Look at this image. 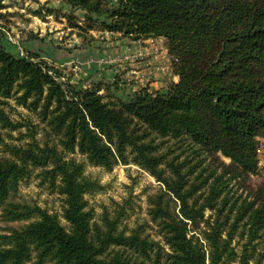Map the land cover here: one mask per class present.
Segmentation results:
<instances>
[{
  "label": "trees",
  "instance_id": "1",
  "mask_svg": "<svg viewBox=\"0 0 264 264\" xmlns=\"http://www.w3.org/2000/svg\"><path fill=\"white\" fill-rule=\"evenodd\" d=\"M61 1L71 8L64 18L81 33L83 45L95 41L90 32L140 43L162 38L177 80L165 91L142 86L124 97L115 94L118 77L88 86L64 81L65 68L29 50L23 57L11 53L0 26V131L19 127L3 109L12 99L36 114L62 149L32 145L9 148L10 158L0 157L4 220L31 221L0 236V264H228L231 237H221L230 216H221L227 202L217 208L216 200L228 181L257 172L258 139L264 140V0ZM74 10L84 13L81 25ZM75 151L106 171L136 165L163 186L149 211L162 245L138 232L125 235L117 230V218L104 216L102 226L91 222L82 196L98 186L83 176L80 164L65 160ZM182 154L190 159L180 160ZM217 154L230 162L221 172H208L203 180L212 179L210 194L199 205L191 200L195 185L186 188L189 177L196 169L199 176L206 172ZM204 159L210 162L202 168ZM47 167L42 172L51 183L58 179L67 226L36 206L7 202L32 168ZM262 186L234 201L236 216L227 235L238 223L247 228L250 242L264 233ZM206 209L217 212L201 232L207 249L194 234Z\"/></svg>",
  "mask_w": 264,
  "mask_h": 264
},
{
  "label": "rangeland",
  "instance_id": "2",
  "mask_svg": "<svg viewBox=\"0 0 264 264\" xmlns=\"http://www.w3.org/2000/svg\"><path fill=\"white\" fill-rule=\"evenodd\" d=\"M1 6L0 14L3 17L0 18V26H2L5 33L4 43L11 53L19 57L26 55V51L29 50L36 53L38 58L46 61L43 59L45 56L42 52L43 50L47 51V53L58 50L66 52L68 50L67 46H71V48L86 46L82 43L81 33L69 28L64 15L69 14L71 8L61 0H2ZM50 10H54L55 13H50ZM73 16H75L78 24L81 25L83 23L84 13L81 10H74ZM79 34L81 37L78 36ZM90 34L95 37V40H100V37L104 36V34L96 32H90ZM25 45L27 47H24ZM46 62L53 65L52 62ZM64 68V81L67 80L71 83H78L81 86H88L100 80V77L78 79V77H74V73L71 70L67 69V67ZM102 80L105 79L102 78ZM121 80L119 79V81ZM64 81L61 80L60 82ZM120 83L121 85L125 84ZM119 88L115 91V94L121 97L126 96L122 91L123 88ZM107 99L115 100L110 96ZM3 109L12 124L19 127L2 129L0 131L2 139V143H0V157L10 158L9 148L27 149L32 145H36L39 148H42L46 144L48 146L54 145L58 151L62 150L57 139L46 132L45 125L40 122L36 114L18 107L12 99L6 101ZM258 142L256 175L247 176L239 181H228L227 190L216 200L217 208L222 206L223 201L227 202L221 216H230V221L224 227L221 237L223 241L228 240L229 236L231 237L228 249L232 253L228 259V264H242L243 256L247 260L246 264H264L263 232H260L250 242L247 228L242 223H238L235 227L236 229L227 235L229 224H231L236 216L237 205L233 207L234 201L239 198L242 200L247 196H252L258 187H263L264 140L258 139ZM64 156L65 160H74L80 164L83 167V176L98 186L95 191L82 196L85 204L84 210L92 216V223L102 226V218L104 216L109 220L117 218V230L124 231L125 235L138 232L140 238L145 237L150 241L159 242L162 245L161 233H159L156 223L151 221L152 219L149 214L150 209L153 207L151 200L160 195L163 190V186L159 182L146 171L133 164H118L110 171H106L101 167L89 164L86 158L77 151L73 154L66 153ZM183 159L190 158L186 154H182L180 155V160ZM204 160L205 163L202 168L210 162L208 159ZM211 162V165L207 167L208 170L200 176L198 175L199 169L198 171L196 169V172L189 177V185L186 186L188 189L190 184L193 183L195 185L196 190L192 194L191 200L197 199L199 205L210 194L209 186L212 183V179L206 182L203 179H205L210 171L218 172L219 170L221 172L222 166L228 165L230 161L222 155L217 154L216 157L211 159ZM48 169L50 167L32 168L30 175L19 182L17 191L9 197L7 202L31 207L36 206L48 214L55 215L61 225L67 226L62 217L64 197L57 192V188L55 187L58 184V179L52 184L50 179L42 172ZM226 192L227 194H225ZM164 200H167V198L164 197ZM4 207L5 205L0 206V236L8 235L10 231L19 230L31 222L28 220L5 221ZM170 207L173 208V205L170 204ZM174 211L177 213L178 207L175 206ZM216 215V211L206 209L203 221L199 222L194 232L206 249L207 244L203 241L201 232L208 228L205 221L211 222L210 217L214 218Z\"/></svg>",
  "mask_w": 264,
  "mask_h": 264
},
{
  "label": "crops",
  "instance_id": "3",
  "mask_svg": "<svg viewBox=\"0 0 264 264\" xmlns=\"http://www.w3.org/2000/svg\"><path fill=\"white\" fill-rule=\"evenodd\" d=\"M67 48L66 52L58 50L51 52L52 54L43 50V59L52 62L55 67H67L78 79H123L120 82L125 84L120 83V87L125 95H130L142 86L165 91L170 81L177 80L170 73L162 38L140 43L105 33L100 40H95L88 46Z\"/></svg>",
  "mask_w": 264,
  "mask_h": 264
},
{
  "label": "built area",
  "instance_id": "4",
  "mask_svg": "<svg viewBox=\"0 0 264 264\" xmlns=\"http://www.w3.org/2000/svg\"><path fill=\"white\" fill-rule=\"evenodd\" d=\"M20 55H22V54L20 53Z\"/></svg>",
  "mask_w": 264,
  "mask_h": 264
}]
</instances>
